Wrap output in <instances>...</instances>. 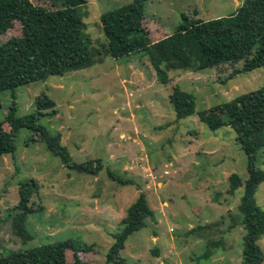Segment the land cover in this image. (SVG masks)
<instances>
[{
  "label": "rangeland",
  "instance_id": "obj_1",
  "mask_svg": "<svg viewBox=\"0 0 264 264\" xmlns=\"http://www.w3.org/2000/svg\"><path fill=\"white\" fill-rule=\"evenodd\" d=\"M245 1L146 0L145 27L153 38L170 35L182 14L210 21L231 15ZM85 2L80 8L85 40L99 49L105 45L100 16L131 0ZM19 34L14 24L0 42ZM241 67L169 72L170 82L161 85L147 56H103L89 68L18 87L17 117L34 111L44 93L57 114L39 123L59 135L74 162L100 160L101 169L96 175L67 170L43 143L29 142L30 133L19 130L14 153L0 158V218L17 205L19 184L25 181L37 186L28 205L38 212L27 217L30 239L24 244L12 234L10 220L2 223L0 253L73 240L88 248L79 255L82 262L105 264L126 210L144 193L154 218L125 241L119 257L127 264H241L244 231L238 206L243 191L230 195L228 189L232 174L247 179V158L230 128L210 131L197 116L177 120L169 99L177 86L194 97L196 111L202 112L264 87L262 69L233 75ZM11 102L10 92L0 93V121ZM256 166L264 172V150ZM107 172L134 184L121 186ZM255 202L264 210V183ZM258 245L264 253V237Z\"/></svg>",
  "mask_w": 264,
  "mask_h": 264
},
{
  "label": "trees",
  "instance_id": "obj_2",
  "mask_svg": "<svg viewBox=\"0 0 264 264\" xmlns=\"http://www.w3.org/2000/svg\"><path fill=\"white\" fill-rule=\"evenodd\" d=\"M145 1L131 0L102 14L99 25L105 45L97 49L89 47L84 36L80 8L85 0H0V35L6 34L14 24L20 29L18 36L0 42V93L10 92L12 98L7 114L0 121V158L14 153L17 133L24 129L31 135L29 142L43 143L67 170L96 175L101 169L100 160L74 162L61 145L59 135H51L39 123L41 118L57 114L54 101L40 93L35 110L17 117L14 92L18 87L44 82L49 77L89 68L100 63L103 56L117 60L141 53L147 56L161 85H167L168 73L175 71L200 72L239 63L242 67L233 75L264 71V0H247L231 15L210 21L182 14V22L172 34H157L154 38L145 27L148 26L143 14ZM169 99L177 120L197 116L210 131L221 128L233 131L247 158V179L242 181L232 174L228 189L230 195L238 189L243 191L238 206L239 225L244 231L241 264H262L264 253L258 241L264 237V210L256 205L255 194L264 183V172L256 166L264 150V87L202 112L196 111L194 97L177 86L172 88ZM3 125L8 127L7 131ZM107 176L121 186L134 184L111 172ZM36 192L33 181L20 183L17 205L4 219L0 218V230L2 223L10 220L12 234L22 244L30 239L25 228L27 217L38 212L28 205ZM153 218L154 211L145 194L140 193L121 220L105 264H127L119 257L125 241ZM236 225L232 223V227ZM195 230L192 228L191 232ZM87 251L86 245L67 240L0 253V264H85L79 255Z\"/></svg>",
  "mask_w": 264,
  "mask_h": 264
}]
</instances>
